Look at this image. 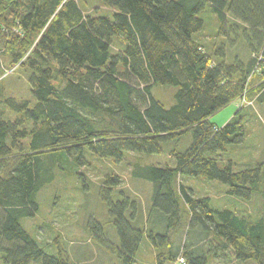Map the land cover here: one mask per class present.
Segmentation results:
<instances>
[{"label": "trees", "instance_id": "1", "mask_svg": "<svg viewBox=\"0 0 264 264\" xmlns=\"http://www.w3.org/2000/svg\"><path fill=\"white\" fill-rule=\"evenodd\" d=\"M99 1L115 11L112 17L85 13L76 0H0V42L6 39L10 70L30 72L34 98L2 97L16 115L0 113V264H75L59 240L51 255L22 225L38 214L40 192L69 167L88 189L77 168L90 167L91 154L118 163L126 153L161 155L162 144L171 143L173 166L137 164L133 172L153 185L154 228L137 225L139 202L122 191L115 199L122 180L106 175L100 197L119 241L107 240L105 226L91 218L95 241L123 264L137 263L145 237L157 251L156 264H211L228 250L242 263L264 264V201L263 215L253 219L212 208L209 197H196L180 181L217 180L231 196L264 198L261 163L239 171L232 161L219 166L228 145L245 141L241 118L222 127L211 120L247 98L250 77L264 78L255 73L254 57L264 47V0ZM208 6L219 20L217 35L243 36L252 52L247 65L227 63L224 42L209 52L196 38ZM156 87L176 89L172 105L157 98ZM187 137L189 146L180 151ZM186 215L180 248L175 237Z\"/></svg>", "mask_w": 264, "mask_h": 264}, {"label": "rangeland", "instance_id": "2", "mask_svg": "<svg viewBox=\"0 0 264 264\" xmlns=\"http://www.w3.org/2000/svg\"><path fill=\"white\" fill-rule=\"evenodd\" d=\"M76 1L85 13H99L101 16L112 17L115 12L113 9L103 6L99 0ZM200 16L205 22V27L200 34L196 35V38H200L207 50L212 52L220 43L224 42L226 62L232 64L235 61H240L247 65L252 52L248 49L241 33H229L226 38L217 35L219 20L210 6ZM229 21L232 22V19L230 18ZM5 43L6 39H1L0 113L13 120L16 114L6 108L2 97H14L18 101H33L34 98L29 83L30 72L27 68L15 67L10 70L12 60L4 49ZM250 79L251 83L249 84L248 81L246 99L247 102L251 101V104L244 103V98L241 97L211 118L218 127L224 126L234 117L241 118L246 130L244 143L228 145L226 151L220 154L222 156L219 157V159L221 158L219 166L222 168L227 165L228 161H232L235 170L238 171L260 163L264 170V100H261L264 98V78L261 80L254 76ZM175 91V88L156 87L154 94L164 104L170 106L174 102ZM237 112L240 113L239 117L236 115ZM189 142L190 138H185L179 145V150L186 149ZM173 146L172 143L170 145L162 144L164 153L161 155L126 153L123 160L118 163L113 159H102L92 154L87 157L86 153L91 166L77 168V170L85 171L88 189L84 188V183L77 175L72 174L73 170L70 167L67 170L68 175L64 171L58 172L55 181L44 188L38 196L40 210L36 217L24 219L22 225L51 255L58 254V248L55 245V239H57L75 264H123L115 254H111L101 247L89 232L88 223L91 218H94L105 226V238L115 245L118 244L119 239L108 208L100 197V185L106 175L119 176L122 184L115 192L114 198L118 199V192L122 191L139 202L142 215L137 225L145 230H152L156 219L154 215L150 216L153 185L148 181L134 177L133 172L137 164L173 166L175 162L170 156ZM180 181L191 188L196 197H209L212 208L234 210L253 219H258L263 215L264 198L262 195L255 194L251 200L247 201L229 195L227 185L217 180L186 176ZM188 224L189 217L186 215L175 237L177 247L181 248L183 244H186ZM156 254V249L145 237L136 264H156ZM211 264L252 263H242L236 260L233 251L228 250L225 258L213 259Z\"/></svg>", "mask_w": 264, "mask_h": 264}, {"label": "built area", "instance_id": "3", "mask_svg": "<svg viewBox=\"0 0 264 264\" xmlns=\"http://www.w3.org/2000/svg\"><path fill=\"white\" fill-rule=\"evenodd\" d=\"M256 59H257V63H256V66H255V73H258L260 75H263L264 76V47L263 49L257 53L255 56H254ZM248 100L246 98L243 99V102L246 103V104H251V102H247ZM182 261V260H181Z\"/></svg>", "mask_w": 264, "mask_h": 264}]
</instances>
